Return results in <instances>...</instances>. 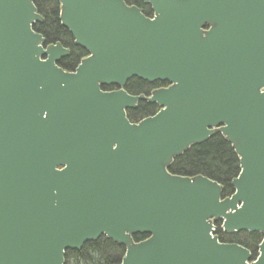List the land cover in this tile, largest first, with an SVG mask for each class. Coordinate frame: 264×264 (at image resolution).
<instances>
[{
  "label": "water",
  "instance_id": "obj_1",
  "mask_svg": "<svg viewBox=\"0 0 264 264\" xmlns=\"http://www.w3.org/2000/svg\"><path fill=\"white\" fill-rule=\"evenodd\" d=\"M56 1L87 52L73 72L33 0H0V264H64L101 236L117 264H264V0ZM133 78L167 86L131 95ZM140 101L159 109L131 122ZM216 133L239 161L228 197L168 171ZM218 221L261 233L257 256Z\"/></svg>",
  "mask_w": 264,
  "mask_h": 264
},
{
  "label": "trees",
  "instance_id": "obj_2",
  "mask_svg": "<svg viewBox=\"0 0 264 264\" xmlns=\"http://www.w3.org/2000/svg\"><path fill=\"white\" fill-rule=\"evenodd\" d=\"M37 12L43 17L42 23L33 25V30L40 33L46 44L60 43L69 49V55L61 60L60 67L73 71L87 52L74 44V40L67 29L59 21V4L56 0H33ZM127 5H135L142 9L146 16H151V11L142 0H124ZM167 85V83H147L133 78L129 80L124 89L131 95L144 94L155 88ZM107 90L106 87H103ZM156 104H148L140 101L134 110L127 111V117L131 122H137L142 118L157 112ZM171 174L180 176H205L223 186L222 195L227 197L233 193L231 180L239 173V161L228 141L216 133L201 144L191 146L180 156L176 157L168 167ZM215 234L220 242L236 243L247 248L253 257L258 254V245L262 240V234L258 232L225 233L217 223ZM145 235H135L133 240L140 241ZM125 252L124 246L118 245L111 239L101 236L97 240L86 242L80 250H67L64 255V264H117Z\"/></svg>",
  "mask_w": 264,
  "mask_h": 264
},
{
  "label": "flooded vegetation",
  "instance_id": "obj_3",
  "mask_svg": "<svg viewBox=\"0 0 264 264\" xmlns=\"http://www.w3.org/2000/svg\"><path fill=\"white\" fill-rule=\"evenodd\" d=\"M147 7H149L148 5H146ZM150 9V8H149ZM151 11V10H150ZM36 24V23H35ZM62 59H64V58H61L60 60H59V62L57 63V65H58V67H60V65H59V63L61 62V60ZM61 68V67H60ZM62 70H64L63 68H61ZM74 70H75V68H74ZM73 70V71H74ZM64 71H66V72H73V71H68V70H64ZM148 83V82H147ZM154 83H156V82H154ZM165 86H167V85H165ZM165 86H162V87H165ZM107 88V90H113V89H115L116 87L115 86H109V87H106ZM158 88H160V87H158ZM156 89V88H155ZM154 90V89H153ZM152 91V90H151ZM150 91V92H151ZM149 92V93H150ZM138 105V104H137ZM216 225H217V223H216ZM146 236V235H145ZM146 238H147V236H146ZM145 239V238H144ZM144 239H142V240H144ZM142 240H140V241H142ZM136 242H138V241H136Z\"/></svg>",
  "mask_w": 264,
  "mask_h": 264
}]
</instances>
